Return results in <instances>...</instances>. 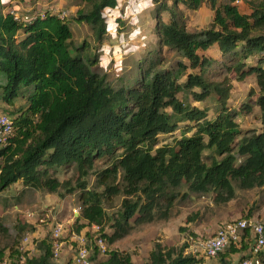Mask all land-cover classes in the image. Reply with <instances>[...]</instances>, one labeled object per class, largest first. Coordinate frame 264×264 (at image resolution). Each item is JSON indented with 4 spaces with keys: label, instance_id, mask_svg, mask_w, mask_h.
<instances>
[{
    "label": "trees",
    "instance_id": "1",
    "mask_svg": "<svg viewBox=\"0 0 264 264\" xmlns=\"http://www.w3.org/2000/svg\"><path fill=\"white\" fill-rule=\"evenodd\" d=\"M11 1L0 0V106L10 108L14 130L0 144V192L20 179L25 186L73 192L69 179L50 173L71 166L82 202L76 231L98 224L99 235L113 242L129 232L133 218H167L182 186L198 194L214 191L217 203L234 198L236 187L264 186V127L241 129L236 109L228 107L232 74L238 80L254 74L264 126V0H244L249 12L239 9L238 0H79L71 17L49 5L26 19L18 16V4L6 7ZM206 3L211 22L191 30L187 11ZM121 8L123 16L150 14L155 46L136 62L135 73L111 79L100 49L111 32L107 11ZM71 21L87 23L98 45L76 42ZM145 35L138 29L136 38ZM165 48L175 52L174 61ZM210 97L216 101L213 117L208 107L193 103ZM19 99L24 103L18 105ZM176 130L180 136L172 143L159 144L160 134ZM206 151L213 153L207 159ZM92 174L103 191L88 189ZM116 194L124 195L123 209L108 234L102 232V198ZM253 242L252 231L244 230L240 242L217 255L218 263L230 264L231 255L243 250L244 259ZM95 245L94 257L100 253ZM186 247L155 242L142 264H206L208 256L187 253ZM38 249L30 256L19 241L0 246V264H16L13 257L26 264H74L73 257L54 261L50 239L38 242ZM105 252L92 264H135L122 251ZM258 257L264 264V248Z\"/></svg>",
    "mask_w": 264,
    "mask_h": 264
},
{
    "label": "rangeland",
    "instance_id": "2",
    "mask_svg": "<svg viewBox=\"0 0 264 264\" xmlns=\"http://www.w3.org/2000/svg\"><path fill=\"white\" fill-rule=\"evenodd\" d=\"M78 3L79 0H12L6 7L11 8L12 5L18 4V16L21 15L25 19L35 12H44L49 5L53 11L59 13L64 10L67 16L71 17L75 13ZM236 4L242 12H249L248 5L244 0H238ZM123 11L124 8L107 11L109 31L111 32H109L100 49L101 64L111 79H117L125 74L130 75L132 72L135 73L136 62L155 46V38L152 33L154 21L150 14L147 13L142 16L138 13L134 16L132 14L123 16ZM187 14L189 17L188 25L191 30H199L208 26L213 18V12L207 3L197 11H187ZM135 17H139V21ZM135 20L136 24H134ZM71 25L76 42L80 43L87 40L92 44L96 43L92 30L87 23L78 24L71 21ZM138 29H141L143 33L145 31L146 35L136 38ZM96 45L98 44L96 43ZM211 51L212 54L217 52L215 49ZM164 55L169 61H174L176 58L175 52L171 49L165 48ZM232 82L233 87L228 99V107L236 109L238 115L235 119L241 129H262L264 126L260 120V109L255 102L256 95L253 94L259 90L256 76L252 74L245 79L238 80L232 74ZM21 103H24V100L19 99L18 105ZM193 103L208 107L210 117L215 115V98L210 97L203 102L193 101ZM9 111L10 108L7 105L0 106V115L10 116ZM179 136L180 130L173 133H162L159 135L158 141L159 144L172 143L174 138ZM210 154L213 153L206 151L204 154L205 159ZM50 173L61 181L69 179L72 182L74 191L65 192L62 188L59 192H53L45 188H34L25 186L23 180L20 179L0 192V246L10 248L16 245V241H19L20 246L26 250V253L30 256L37 255L39 254L38 242L45 238L51 239L52 225L60 222L64 225V230L59 240L64 242V246L61 255L55 258L54 261L64 263L74 255L77 237L73 235V232L77 234L76 226L81 222L78 220L82 211L80 189L76 187L78 175L71 166L52 168ZM95 179L96 177L93 174L87 178L88 189L96 188L103 191L104 186H97ZM179 192L180 194L171 207L167 218L157 217L145 223H137L133 218L130 220L132 226L126 235L113 242L104 239L106 248L122 251L130 255L135 264H142L149 257L155 242H160L163 246L182 247L184 244L189 245L190 241H194L192 238H196L195 236L207 237L230 220L241 217L256 218L264 223V186L251 189L236 187L235 197L226 203H217L214 199V191L198 194L189 191L187 185H185L179 189ZM62 193L65 194L62 195ZM123 199V194L102 198L107 215L102 232L110 234L114 231L112 223L123 209ZM24 221L26 224L27 222L30 224H27L26 229L20 232L19 226ZM1 228L7 229L8 232H4ZM98 230L88 224L78 232L81 236L88 233V241L93 249L89 255L91 264L92 260L96 263L107 257V252H100L94 257L96 246L94 239L100 234ZM26 233L30 234L32 240L22 244V239H24ZM32 247H35V250L32 249L31 251ZM185 250L187 253L192 254L189 247L188 249L186 247ZM243 251L231 255L230 264H240L241 256L245 253ZM16 259V257H13L12 262L26 264L24 258L19 262L15 261ZM205 260L207 264H219L220 256L215 258L206 257Z\"/></svg>",
    "mask_w": 264,
    "mask_h": 264
},
{
    "label": "built area",
    "instance_id": "3",
    "mask_svg": "<svg viewBox=\"0 0 264 264\" xmlns=\"http://www.w3.org/2000/svg\"><path fill=\"white\" fill-rule=\"evenodd\" d=\"M66 15L65 11L62 13ZM10 117L6 115H0V144L6 141L8 135L13 133V125ZM30 216L29 212H27ZM43 221V220H42ZM92 228L99 229V225L92 224ZM250 229L254 236V242L251 243L249 249V256L241 260L240 264H260V258L258 253L264 248V223L256 218H240L232 220L226 224L220 226L214 235L207 237H196L192 238L193 242L190 241L188 247L192 254H203L208 257H216L221 251L225 250L231 242H240L244 230ZM64 230V225L60 222H56L51 227V239L52 252L55 258L59 257L62 253L64 242L60 241L59 238ZM73 235L77 237V244L73 257L74 264H91L89 255L92 247L88 241L89 237L81 236L80 233L73 232ZM22 244L30 242L32 239L29 233H26ZM30 240V241H29ZM94 241L100 247V252H105L106 246L102 236L98 234ZM187 247V249H188ZM21 249L22 246H21ZM28 249V248H27ZM35 250V247L31 248ZM1 264H8L7 260H4Z\"/></svg>",
    "mask_w": 264,
    "mask_h": 264
},
{
    "label": "crops",
    "instance_id": "4",
    "mask_svg": "<svg viewBox=\"0 0 264 264\" xmlns=\"http://www.w3.org/2000/svg\"><path fill=\"white\" fill-rule=\"evenodd\" d=\"M206 264H207V262H206Z\"/></svg>",
    "mask_w": 264,
    "mask_h": 264
}]
</instances>
